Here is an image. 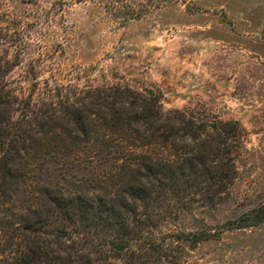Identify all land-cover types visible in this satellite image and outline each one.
Wrapping results in <instances>:
<instances>
[{
  "label": "rangeland",
  "instance_id": "374dc122",
  "mask_svg": "<svg viewBox=\"0 0 264 264\" xmlns=\"http://www.w3.org/2000/svg\"><path fill=\"white\" fill-rule=\"evenodd\" d=\"M105 1L0 0V95L10 100L9 129L32 134L38 119L54 114L61 122L67 106L81 103L103 109L96 91L117 85L159 99L155 107L166 114L237 120L243 143L228 194L169 215L152 207L155 264H264V222L227 229L264 204V0L155 1L140 18L118 17ZM40 160L31 174L42 186L95 188L82 182L96 175L93 159ZM31 186L17 188L19 204ZM191 231L213 235L191 248L183 235Z\"/></svg>",
  "mask_w": 264,
  "mask_h": 264
},
{
  "label": "trees",
  "instance_id": "16d2710c",
  "mask_svg": "<svg viewBox=\"0 0 264 264\" xmlns=\"http://www.w3.org/2000/svg\"><path fill=\"white\" fill-rule=\"evenodd\" d=\"M155 1L166 0H106L105 5L118 17L140 18ZM95 96L104 100L103 109L67 106L60 124L49 114L36 119L37 132L25 134L11 130L10 100L0 95V259L6 264H155L159 245L150 212L155 203L162 216L188 211L195 202L214 205L228 194L243 143L237 120L166 114L155 107L159 99L134 96L119 85ZM42 155L93 159L96 175L82 182L95 188L79 182L73 188L42 186L31 174L43 165ZM105 161L108 170L102 168ZM26 184L32 186L19 204L17 188ZM263 222L264 204L227 229ZM183 235L193 248L213 234Z\"/></svg>",
  "mask_w": 264,
  "mask_h": 264
}]
</instances>
